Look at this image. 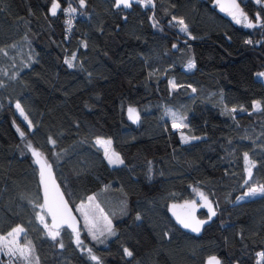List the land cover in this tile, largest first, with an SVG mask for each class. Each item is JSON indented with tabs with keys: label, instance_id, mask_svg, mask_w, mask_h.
Returning <instances> with one entry per match:
<instances>
[{
	"label": "trees",
	"instance_id": "1",
	"mask_svg": "<svg viewBox=\"0 0 264 264\" xmlns=\"http://www.w3.org/2000/svg\"><path fill=\"white\" fill-rule=\"evenodd\" d=\"M57 2L54 16L52 0H0V234L23 228L32 264H206L210 256L255 264L264 252V195L237 197L264 185V0H238L253 27L231 20L217 0L131 1L125 9L115 0ZM69 5L77 14L70 29ZM171 79L177 87L168 93ZM166 109L183 118L181 132ZM99 137L111 139L123 164H108ZM29 144L52 165L75 213L91 196L108 214L114 234L104 246L82 223V243L66 228L48 235ZM245 153L255 165L250 179ZM199 191L216 214L196 210L204 221L197 233L173 208Z\"/></svg>",
	"mask_w": 264,
	"mask_h": 264
},
{
	"label": "snow or ice",
	"instance_id": "2",
	"mask_svg": "<svg viewBox=\"0 0 264 264\" xmlns=\"http://www.w3.org/2000/svg\"><path fill=\"white\" fill-rule=\"evenodd\" d=\"M79 2H80V5L83 7L85 4V0H79ZM136 2L140 3L142 6H147V5H151L153 3V0H136ZM257 2L259 3L260 0H257ZM114 6L117 9H119L121 6H123L124 8H129V7H131V0H115ZM234 6L238 7V5H235V4H234ZM59 8H60V4L57 2V0H52L51 14L55 16L57 14V10ZM64 11L67 13H73L76 11V9L72 8L71 5H69V7L67 9H64ZM241 15L243 16L244 14L241 13ZM234 19H235V17H234ZM244 19L247 20V16H244ZM173 20L177 21V23L180 25V30L182 32H187V27L184 24V21L182 19H177L176 17H173ZM257 20L258 21L260 20L259 16H257ZM236 22L241 23V20L237 19ZM67 23L69 25H71V20L69 19L67 21ZM154 26H155V22H154ZM247 26L253 27L254 25L251 22H249L247 24ZM173 47H176V45H173ZM0 51H3V50L0 49ZM75 58H76V54L73 53L70 58L65 59V63L68 65L69 68L74 66L72 61ZM187 67H188V69H192L195 67V63L193 61H190L188 63ZM258 75L264 76V73H259ZM169 84L171 85V87L173 89H175L177 87V85L173 81H169ZM193 91H195V89H193ZM16 107H17V109H20L19 104H17ZM253 109L254 110H260L261 109V102L260 101H254L253 102ZM235 110L236 109H233L232 111H235ZM241 110H243V109H241ZM128 113H129V119H132L134 122L139 119L138 115H136V109L130 107L128 109ZM21 114H23L22 109H21ZM171 115L173 117V124H172L173 128L179 129L181 127H186V125H184L182 122V118H177L175 113H171ZM178 120H179V122H178ZM18 131H19V129H18ZM23 135H24V133L21 132V136H23ZM181 139H182V142H186V140H187V138L184 137L183 133H181ZM193 139H196V137H193ZM50 143L55 144V141L50 139ZM95 143L104 148L105 158L108 160V163L110 165L123 164V160L120 158V156L115 151L111 150V144H112L111 140H104L101 138H97ZM28 148L32 151V155L34 157H37L36 163L41 165L40 178H41V184L44 186V203L42 205H39V207L46 210L48 215L51 216L54 228L59 229L62 224H67L68 227L73 229V232L77 233V243L78 244L82 243L79 240V234H78L77 229L75 227H73L72 222L75 221V217H73L71 215V210L68 208V204L64 200L63 194L60 192L59 186L56 185L55 180L52 179V165L48 164L47 161H44L42 159V153H40L37 150H35L34 148H32L31 144L28 145ZM244 161L246 164L245 172L247 173V175L250 179L252 177V168L255 165L249 159L248 153L244 154ZM49 181L51 183H49ZM247 183H248V181L246 180L245 184H247ZM197 194L207 204L208 210L210 213L209 218H211V216H214L216 213L212 209L211 204L208 202V198L202 192H198ZM257 195H264V185H260L258 187H250L248 189V191H246L244 193V196H246V197L257 196ZM93 199H94V197H91V196L88 197L89 202H92ZM237 199L239 200V199H241V197H237ZM97 207H99V206L97 205ZM193 207H194V205H193ZM76 210L81 213V215L85 221V227L88 229L89 234L92 235V238L94 240L98 239L96 232H99L101 236L104 235L105 231H107L109 235L114 234L112 231V227H111V221H109L106 216L103 217V219L106 221V225L104 228H101L99 219L95 218L94 210L90 209V207L88 205L81 204ZM37 216L40 219L41 223H44V217L41 216L40 213H37ZM189 216H190V219H181L180 217H177V220L184 228H190L193 232L198 233L200 231V225H202L204 223V221L196 220L194 216H191V214H189ZM90 217H92V219H90ZM137 219H139V217H137ZM44 227L47 229L48 225L45 223ZM23 231H24V229L19 227V226L17 228H13L7 234L6 237L0 236V241L7 242V245L14 244L16 242L14 240H10L9 238L18 236ZM59 234H60L59 231H49V233H48V235L52 239H55ZM99 242L103 243L104 241L100 240ZM61 247H63L62 244H61ZM8 250H9V252L14 253L13 248L9 247ZM18 250L20 252L21 258H23L24 260H27L28 254H27L26 250L23 248H19ZM28 251H30V249ZM88 252L90 254V258L93 261L98 260V258L95 255L91 254V249H88ZM124 252L127 256L132 255V253L127 248L124 249ZM257 256L259 257V259L257 260V264H260V261L264 260V252L257 253ZM206 264H220V261L217 259L216 256H210L207 258Z\"/></svg>",
	"mask_w": 264,
	"mask_h": 264
},
{
	"label": "rangeland",
	"instance_id": "3",
	"mask_svg": "<svg viewBox=\"0 0 264 264\" xmlns=\"http://www.w3.org/2000/svg\"><path fill=\"white\" fill-rule=\"evenodd\" d=\"M226 13V15L227 16H229L230 18H231V20H233L235 23H237L236 22V20L237 19H239V20H241V23H237V24H239V25H241V26H246V27H248L247 26V24L249 23V22H251L248 18H247V20H245L244 19V16L245 15H241V13H242V11H241V8H240V6H238V7H236V8H234V9H232L231 11H227V12H225ZM244 14V13H243ZM234 17H235V19H234ZM173 19V18H172ZM180 19V18H179ZM173 23H175L176 24V26H177V30L179 31V33H181V34H183V35H185V36H187V37H190V34H189V31H188V29H187V32H182L181 30H180V25L177 23V21H174L173 20ZM252 23V22H251ZM185 24V23H184ZM186 25V24H185ZM187 27V26H186ZM186 69L188 70V67H186ZM260 73H264V70L262 71V72H260ZM257 77H259L260 79H262L263 80V82H264V76H260V75H258L257 74ZM169 81H172V79L171 80H168L167 81V83H168V87H167V89H168V93H170V91H172V87H171V85L169 84ZM18 103H15V105H14V107H15V111H17V113L19 114V116L21 117V119L23 120V121H25V122H27L28 124H29V121H27V119H26V117H25V113L23 112V114H21V107H20V109H17V107H16V105H17ZM165 112L172 118V120H173V117H172V115H171V110H169V109H166L165 110ZM176 116H177V118H182L180 115H177L176 114ZM182 120H183V118H182ZM183 122V121H182ZM30 125V124H29ZM99 138H101V139H104V140H111V139H106V138H102V137H99ZM97 139V138H96ZM95 139V140H96ZM101 150H103V153H104V148L103 147H101V146H99V145H97ZM111 150H113V151H115L114 149H113V147H112V144H111ZM116 152V151H115ZM117 153V152H116ZM118 154V153H117ZM104 157H105V155H104ZM105 160H107L106 158H105ZM107 162H108V160H107ZM109 164V163H108ZM110 165V164H109ZM116 165H121V164H116ZM116 165H113V166H116ZM244 165H245V167H246V164L244 163ZM111 166V165H110ZM251 187H258V185H252ZM246 191H248V189L246 190ZM245 191V192H246ZM199 192H202V191H199ZM244 192V193H245ZM203 193V192H202ZM244 193L241 195V199H239V201H241V200H245V199H249V198H251V197H257V196H260V195H257V196H249V197H246V196H244ZM204 194V193H203ZM205 195V194H204ZM206 196V195H205ZM208 202L211 204V207L213 208V202H212V200L210 199V198H208ZM81 204H84V205H88L89 207H90V209H92V210H94V214H95V218H97V219H99V222H100V227L101 228H104L105 227V225H106V221L103 219V217H107L108 218V220L110 221V218L108 217V214H106L105 212H104V210H102V207L99 205V203H97L96 202V200L95 199H93V201L92 202H89V200H86V201H84V202H81V203H79L78 205H76V209L81 205ZM97 205L99 206V207H97ZM193 205H194V207H193ZM200 207H203V208H205V209H207L208 210V206H207V204L205 203V201L197 194L196 195V197H195V200L194 201H188V203H182L181 205H177L176 207H174L173 208V211L175 212V215H176V217H180L181 219H190V216H189V214H191V216H194V213H195V211L196 210H198ZM76 213H77V215H79V217H80V219H81V223H82V225H83V229H82V231H85L87 234H88V236H90V238L94 241V243L95 244H97V245H99V246H104L105 244H106V242L111 238V237H113V234L112 235H109L108 234V232L107 231H105L104 232V235L103 236H101L100 235V233L99 232H96V235H97V237H98V239H96V240H94L93 238H92V235H90L89 234V232H88V229L85 227V221H84V219H83V217H82V215H81V213L80 212H78L77 210H76ZM90 219H92V217H90ZM19 226V225H18ZM18 226H16V227H14V228H17ZM20 227V226H19ZM111 227H112V231H113V226H112V224H111ZM13 229V228H12ZM11 231V230H10ZM9 231V232H10ZM8 232V233H9ZM8 233H6V234H0V236H7V234ZM114 233V232H113ZM79 234V233H78ZM75 236V240H76V242H77V233L74 235ZM19 237H20V234L18 235V236H15V237H12V238H9L10 240H14L16 243H14V244H11V245H7V242H5V241H0V256H1V254H5L6 256H7V258L6 259H8L9 257H12V258H21V256H20V252H19V248H23V249H25L26 250V252H27V254H28V259L27 260H25V262L27 263V264H32V262H30V260L29 259H31V254H32V249H30V247L27 245V244H25V243H22L21 241H20V239H19ZM79 240H80V236H79ZM100 240H103L104 242L103 243H100L99 241ZM9 247H11V248H13V250H14V253L13 252H9ZM30 249V251H28ZM86 253L90 256V254H89V252H88V250H86ZM23 259V258H22ZM259 259V257L256 255L255 256V258H254V260H255V264H257V260ZM24 260V259H23ZM264 263V260H261L260 261V264H263ZM238 264V263H237Z\"/></svg>",
	"mask_w": 264,
	"mask_h": 264
},
{
	"label": "water",
	"instance_id": "4",
	"mask_svg": "<svg viewBox=\"0 0 264 264\" xmlns=\"http://www.w3.org/2000/svg\"><path fill=\"white\" fill-rule=\"evenodd\" d=\"M131 1H132L133 3L135 2L134 0H131ZM135 3H136V2H135ZM234 4L239 6V2H238V0H217V5L219 6L218 8H219L220 10L222 9L224 12L231 11L232 9L236 8V6H234ZM151 6H153V3L151 4ZM123 8H124V7H123ZM124 9H125V8H124ZM42 159H43L44 161H46L45 158H44L43 156H42ZM36 160H37V157L35 158V164H36L37 167H38V172H39V173H38V174H39V185H40V195L42 196V204H43V203H44V186L41 184V178H40V168H41V165L38 164V163H36ZM48 164H49V163H48ZM52 179H54L56 185L59 186L60 192L63 194L64 200L67 202V204H68V208L71 210V215H72L73 217H75V221L72 222V223H73V227H75V228L77 229V231L79 232L80 229H81V227H82V225H81V220H80L79 216L76 215L73 206L69 204V202H68V200H67V197H66V195L64 194L61 185L58 183V181H57V179H56V177H55V173H53V172H52ZM49 183H51V182L49 181ZM45 213H46V216L48 217V220H49V223H48L49 231H59V230H61L62 228H66V229H68L70 232H73V229L70 228V227H68L67 224H62V225L60 226L59 229L54 228V227H53V222H52V218H51V216L48 215V213L46 212V210H45ZM49 231H48V232H49ZM73 233H76V232H73Z\"/></svg>",
	"mask_w": 264,
	"mask_h": 264
},
{
	"label": "built area",
	"instance_id": "5",
	"mask_svg": "<svg viewBox=\"0 0 264 264\" xmlns=\"http://www.w3.org/2000/svg\"><path fill=\"white\" fill-rule=\"evenodd\" d=\"M63 13H64V17H65V20H64L65 24H67L68 29H70L71 26H72L73 20L77 19V14L67 13L64 10H63ZM69 19L71 20V25H69L67 23V21ZM178 122H179V120H178ZM172 124H173V122L170 124L172 131H175V132H181L182 131L183 127L179 128V129H176V128L172 127ZM3 264H18V262L14 258L9 257L8 259L5 260V262Z\"/></svg>",
	"mask_w": 264,
	"mask_h": 264
}]
</instances>
